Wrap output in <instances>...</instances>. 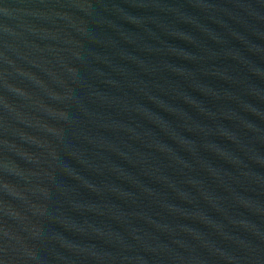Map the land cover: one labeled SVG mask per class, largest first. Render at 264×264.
Masks as SVG:
<instances>
[{
  "label": "water",
  "instance_id": "water-1",
  "mask_svg": "<svg viewBox=\"0 0 264 264\" xmlns=\"http://www.w3.org/2000/svg\"><path fill=\"white\" fill-rule=\"evenodd\" d=\"M0 264H264V0H0Z\"/></svg>",
  "mask_w": 264,
  "mask_h": 264
}]
</instances>
